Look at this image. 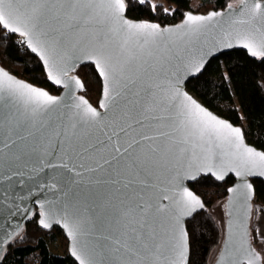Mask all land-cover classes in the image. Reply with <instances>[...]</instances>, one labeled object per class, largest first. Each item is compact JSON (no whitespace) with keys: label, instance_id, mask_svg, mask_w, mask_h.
Masks as SVG:
<instances>
[{"label":"water","instance_id":"water-1","mask_svg":"<svg viewBox=\"0 0 264 264\" xmlns=\"http://www.w3.org/2000/svg\"><path fill=\"white\" fill-rule=\"evenodd\" d=\"M122 2L124 7L119 10L118 20L112 18V11L107 7H97L88 17L78 21L48 17L49 24L45 27L50 25L56 29L53 36L62 41L57 66L63 72L53 73L61 80L60 84L49 79L48 65L28 48L25 37L1 26L7 33L20 37L21 43L40 61L49 83L60 91L51 94L32 86L0 65V70L13 79L47 91L59 100L51 112L41 115L39 122L33 123L16 98L7 92L0 93L4 97L0 100V262L7 245L21 234L33 214L38 213L39 225L44 230L58 229L65 236L68 253L75 264H81L82 260L84 264H129L125 244L131 236L155 232V239L160 240L171 239L174 231L187 233L186 221L204 207L189 183L200 176H210L217 182L232 176L234 181L226 189L224 201V232L212 264H249L248 251L259 254L250 239L255 194L252 179L264 181V163L254 158L257 166L248 171L240 167L238 160L223 155L215 142L210 152L181 145L188 148L187 153L177 151L175 156L156 164L134 165L125 149L132 139H140L141 131H149L130 118H139L141 105L150 104L155 98L162 102L163 109L170 110L175 116L176 109L172 105L179 106L183 96L187 95L218 119L239 128L245 147L264 154L247 142L241 126L231 124L207 108L186 86L211 60L231 50L251 54L243 46L246 41L240 36L252 30L259 40L264 35V17L257 16L250 24L238 22L248 21V10L256 3L264 7V0H235L231 7L228 5L220 11H188L179 22L164 26L128 18L126 4L124 0ZM210 12L221 15L208 22L199 33L188 34L177 27L185 22L188 14L207 15ZM125 21L128 24H156L161 31L167 28L171 32L165 33L155 44H145L143 40L125 44L128 37ZM101 45L109 51L121 52L119 58L128 61L125 78L113 85L115 91L107 99L104 97L107 82L91 55ZM86 64L93 65L101 81L96 106L82 95L84 83L75 74L78 67ZM200 64L203 68L196 72ZM82 100L100 114L96 123L87 125L78 121L77 113L86 107ZM102 101L106 108L100 106ZM156 114L165 115L166 112L158 109ZM128 124H131L130 128ZM148 143L141 140L145 149ZM186 192L197 197L203 207L192 204V210L185 212ZM168 255L170 253L165 252V256ZM134 262L156 264L147 252H141ZM188 262L187 233L185 258L181 264ZM159 264H165L163 258ZM259 264H262L261 259Z\"/></svg>","mask_w":264,"mask_h":264},{"label":"snow or ice","instance_id":"snow-or-ice-1","mask_svg":"<svg viewBox=\"0 0 264 264\" xmlns=\"http://www.w3.org/2000/svg\"><path fill=\"white\" fill-rule=\"evenodd\" d=\"M97 7L111 9L112 18L118 20L119 10L123 9L124 4L122 0H0V26L12 33L19 32L21 37H25L28 48L37 53L48 65L49 79L60 84L61 80L53 73L63 72L57 66V57L60 55L62 41L53 36L56 29L51 28L50 25L45 27L49 24L48 17L56 20L64 17L68 21H78L88 17ZM248 12L250 19L238 23L250 24L257 16L264 17V7L260 3H256ZM220 15L221 13L218 12H210L207 15L188 14L185 22L177 27L188 34H196L205 28L208 22ZM124 23L127 25L128 31L125 44L133 40H143L145 44H155L164 38L165 33L171 32L167 28L161 31L156 24H128L126 21ZM118 30L112 29V31ZM240 39L246 41L243 46L249 49L251 55L264 56V35L257 40L255 33L248 30L240 36ZM120 47L123 48V45ZM91 55L95 57L100 75L107 82L104 88V97L107 99L115 91L113 85L125 78L128 61L119 58L122 56L121 52L109 51L104 45L94 49ZM202 68L203 64H200L196 67V72H200ZM0 73L4 77L0 80V93L7 92L9 96L16 98L23 105L27 118L33 123H38V118L41 115H47L59 103L58 98L50 95L47 91L15 80L2 70ZM179 95L177 90V98ZM3 99L4 97L0 95V100ZM81 103L86 107L82 112L77 113L78 121L87 125L96 123L100 114L95 108L88 106L87 101L82 100ZM100 106L107 107L103 101ZM172 107L176 109L175 116L171 114L170 110L163 109L162 102L153 98L150 104L141 105L138 113L139 118L130 117L142 129H149V131H141L140 139H132L125 149L134 165L137 163H160L170 156H175L177 151L187 153L188 148L180 147L181 145H191L193 150L200 148L202 151L210 152L214 142L215 147L220 148L223 155H230L233 159L238 160L240 167L247 168L248 171L257 166V161L254 158H258L260 162L264 163V154L244 146L239 128H234L218 119L191 97L184 95L179 106L173 104ZM77 108H80V105H77ZM158 109L165 111L166 114L157 115ZM127 127L130 128L131 124H128ZM121 131L124 129L122 128ZM141 140L149 142L146 149L141 146ZM134 145L135 147H133ZM129 149L132 151L129 152ZM193 154L195 155L194 151ZM240 174L238 173V175ZM248 187L251 188V185ZM185 195L188 197L184 204L185 212L192 210L190 207L192 204L203 207L191 192H186ZM178 223L177 221V225ZM44 226L47 227L46 224ZM167 231L168 229L165 228L166 233ZM243 243L246 244V241ZM186 246L187 233L182 230L174 231L171 239L160 240L155 239V232L151 235L139 233L131 236L130 241L125 244L129 253V264H135L134 258L139 257L141 252L150 253L156 264H159L161 258L164 259L165 264H181L185 258ZM165 252L170 255L165 256ZM247 259L249 264H259L261 257L259 254L248 251ZM81 264H84L83 260Z\"/></svg>","mask_w":264,"mask_h":264},{"label":"trees","instance_id":"trees-1","mask_svg":"<svg viewBox=\"0 0 264 264\" xmlns=\"http://www.w3.org/2000/svg\"><path fill=\"white\" fill-rule=\"evenodd\" d=\"M234 1L160 0L153 4L149 0H124L128 18L161 26L179 22L188 11H220ZM0 65L11 75L32 86L51 94L60 91L49 83L40 61L21 43L20 37L7 33L1 26ZM75 74L84 83L82 95L96 106L101 93V81L93 65H81ZM186 86L207 108L231 124L241 126L247 142L264 152V56H253L239 49L231 50L211 60ZM233 181L232 176L223 182H217L210 176H200L188 184L204 204L199 212L186 221L188 264H212L210 256L219 245L222 233L211 210L216 204L224 203L226 189ZM252 183L255 194L250 239L264 264V239L256 236L255 226L257 217H264V181L252 179ZM38 218L39 214L34 213L24 224L21 234L7 245L0 264H75L68 248L62 254L52 249V243L62 236L61 232L58 229L44 230Z\"/></svg>","mask_w":264,"mask_h":264},{"label":"rangeland","instance_id":"rangeland-1","mask_svg":"<svg viewBox=\"0 0 264 264\" xmlns=\"http://www.w3.org/2000/svg\"><path fill=\"white\" fill-rule=\"evenodd\" d=\"M140 1H144V0H140ZM150 2H152L153 4L156 3L157 1H160V0H149ZM235 3V2H233ZM211 213L215 219V221L217 222V225L219 227V230L220 232L222 233V236H223V232H224V222H225V208H224V203H218L216 204L213 209L211 210ZM264 219V217L262 215H259L257 217V220H256V236L258 238H261V239H264V231L260 232L259 231V228H258V225L259 223L261 222L260 219ZM62 234V233H61ZM66 238L65 236L62 234V236H59L58 239L56 241H54L52 243V249L54 252L56 253H65L67 251V248H68V245L66 243ZM260 246L258 245V248ZM218 248H219V245L212 251L211 253V256H210V263H212L217 255V252H218Z\"/></svg>","mask_w":264,"mask_h":264},{"label":"bare ground","instance_id":"bare-ground-1","mask_svg":"<svg viewBox=\"0 0 264 264\" xmlns=\"http://www.w3.org/2000/svg\"><path fill=\"white\" fill-rule=\"evenodd\" d=\"M260 221L261 222L259 223L258 228H259V231L262 232L264 231V219H262L261 217Z\"/></svg>","mask_w":264,"mask_h":264},{"label":"crops","instance_id":"crops-1","mask_svg":"<svg viewBox=\"0 0 264 264\" xmlns=\"http://www.w3.org/2000/svg\"><path fill=\"white\" fill-rule=\"evenodd\" d=\"M60 254V253H59Z\"/></svg>","mask_w":264,"mask_h":264}]
</instances>
